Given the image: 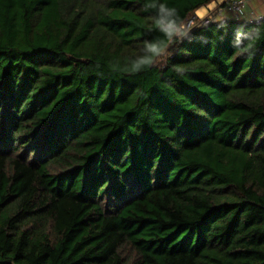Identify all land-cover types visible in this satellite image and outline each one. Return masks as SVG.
Segmentation results:
<instances>
[{"label": "trees", "instance_id": "16d2710c", "mask_svg": "<svg viewBox=\"0 0 264 264\" xmlns=\"http://www.w3.org/2000/svg\"><path fill=\"white\" fill-rule=\"evenodd\" d=\"M211 1L0 0V264H264V20Z\"/></svg>", "mask_w": 264, "mask_h": 264}, {"label": "clouds", "instance_id": "9594fccd", "mask_svg": "<svg viewBox=\"0 0 264 264\" xmlns=\"http://www.w3.org/2000/svg\"><path fill=\"white\" fill-rule=\"evenodd\" d=\"M264 3V0H261ZM155 7V5H152ZM159 10L162 13H167L171 19L165 20L164 18H158L156 24L159 30L163 33V36L167 39L168 47H171L175 43L177 37H182V33L177 31H169L167 25H177L178 20L174 17L175 9H168L165 5H160ZM258 35L257 33H241L240 29H237L232 41V47L234 50H249L248 45L251 40ZM161 44L157 38L148 40L143 45V52L138 53L135 58H129L130 71H139L143 66L151 64L157 56L160 55ZM178 70V69H177Z\"/></svg>", "mask_w": 264, "mask_h": 264}, {"label": "crops", "instance_id": "0c3cea01", "mask_svg": "<svg viewBox=\"0 0 264 264\" xmlns=\"http://www.w3.org/2000/svg\"><path fill=\"white\" fill-rule=\"evenodd\" d=\"M229 0H213L211 1L208 5L206 6H202L201 8L196 10V13L199 17L200 14H204L206 12H210L213 13V10L215 8H217L216 13V17L215 19H236V13H234L233 11H230L226 8H224V6L227 4ZM244 4H245V15H244V19L246 20H250L252 19L255 15L258 14H264V3H261V0H243ZM219 5V6H218ZM217 6V7H216ZM200 9H202V11L200 12ZM200 13V14H198Z\"/></svg>", "mask_w": 264, "mask_h": 264}, {"label": "built area", "instance_id": "2783aa9c", "mask_svg": "<svg viewBox=\"0 0 264 264\" xmlns=\"http://www.w3.org/2000/svg\"><path fill=\"white\" fill-rule=\"evenodd\" d=\"M224 8L226 9L229 8L231 10H234L237 19H244L245 4L243 0H229L227 4L224 6ZM263 20H264V14L255 15L252 19H250L251 22H255V23H259ZM191 22H194V18H191L190 23Z\"/></svg>", "mask_w": 264, "mask_h": 264}, {"label": "rangeland", "instance_id": "374dc122", "mask_svg": "<svg viewBox=\"0 0 264 264\" xmlns=\"http://www.w3.org/2000/svg\"><path fill=\"white\" fill-rule=\"evenodd\" d=\"M219 6V5H218ZM217 7V6H216ZM229 9V8H228ZM230 11H233L234 12V10H231V9H229ZM217 11V8H215L214 10H213V13H210V12H206L205 13V15L204 14H200V13H198V14H200V16L201 17H199L198 15H197V13L195 14V16H193V18H200V20H203V21H206L208 18H215L216 17V12ZM208 21V20H207Z\"/></svg>", "mask_w": 264, "mask_h": 264}, {"label": "bare ground", "instance_id": "6f19581e", "mask_svg": "<svg viewBox=\"0 0 264 264\" xmlns=\"http://www.w3.org/2000/svg\"><path fill=\"white\" fill-rule=\"evenodd\" d=\"M202 11V9H200V12Z\"/></svg>", "mask_w": 264, "mask_h": 264}]
</instances>
